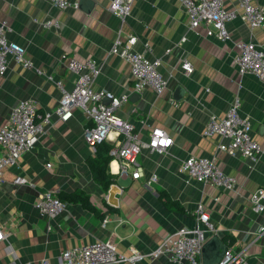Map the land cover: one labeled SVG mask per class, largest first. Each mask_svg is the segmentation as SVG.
<instances>
[{"label": "crops", "instance_id": "0c3cea01", "mask_svg": "<svg viewBox=\"0 0 264 264\" xmlns=\"http://www.w3.org/2000/svg\"><path fill=\"white\" fill-rule=\"evenodd\" d=\"M68 1L76 2L78 9L61 11L45 0H0V23L6 22L12 30L9 41L24 47L34 66L26 70L10 60L6 75L0 77V127L22 100L34 101L40 112L54 110L60 93L47 77L61 81L69 90L75 76L66 70L67 59L92 60L99 67L94 87L128 96L119 115L133 124L139 137L144 140L151 128H161L173 145L165 155L144 151L137 157L143 169L139 180L114 175L116 164L111 165L114 182L103 191L87 166L94 152L84 142L83 130L91 123L77 109L66 123L53 119L35 147L2 171L0 227L8 237L0 243V264H39L42 260L56 264L63 250L95 241H104L122 255H128L130 248L148 253L167 234L195 226L198 202L216 228V234L207 235L205 243L216 237L226 250L245 249L242 264H264V233L260 232L264 211L254 213L249 201L256 189H264V154L251 163L218 151V139L202 136L209 117H222L239 95L240 113L250 120L253 139L264 149V80L240 78L232 62L238 41L264 49V26L251 30L235 20L227 25L230 41L221 43L207 38L203 28L189 30L176 0H137L123 23L108 11L112 0ZM253 4L264 8V0H253ZM225 5L234 8L231 1ZM46 20L58 22L59 29L43 28ZM118 31L121 36L138 38L135 50L142 51L147 45L151 50L147 57L161 60L159 71L167 80L161 97L150 90L135 93L128 65L109 55ZM167 50L169 54H165ZM183 62L191 65L190 74L182 69ZM176 88H180L179 95H175ZM190 156L213 158L220 170L235 178L237 190L188 182L180 165ZM153 175L156 182H150ZM17 176L31 186H15ZM41 192L56 197L80 193L88 197L97 214L80 200H63L65 213L49 220L34 208ZM161 195L176 201L181 210L167 207ZM104 218L108 222L103 227ZM136 264L172 263L160 257Z\"/></svg>", "mask_w": 264, "mask_h": 264}, {"label": "built area", "instance_id": "2783aa9c", "mask_svg": "<svg viewBox=\"0 0 264 264\" xmlns=\"http://www.w3.org/2000/svg\"><path fill=\"white\" fill-rule=\"evenodd\" d=\"M51 6L61 11L68 8L78 9L76 2L68 0H45ZM137 0H112L108 11L117 16L123 23L130 16ZM234 3V8L226 7L225 2ZM187 19L189 30L203 28L205 36L218 42L230 41L227 25L240 20L248 27L258 29L264 26V8L254 5L253 0H176ZM45 29H59L56 21L46 20L42 23ZM11 27L0 23V77H4L8 70L9 61L26 70L34 69L32 61L27 57L26 49L9 41L8 34ZM138 38L129 34L121 36L118 31L110 46L109 55L123 60L129 67L130 78L133 81V91L137 94L150 90L156 97H161L167 90V80L159 71L160 59H149L151 51L147 45L142 51L135 50ZM232 54L233 66L237 75L253 76L264 80V49L252 42L238 41L234 43ZM167 50L165 54H169ZM66 70L75 76L73 86L67 90L61 81L51 76L48 81L54 83L60 93L57 107L52 111L40 112L37 104L32 100L20 101L9 113L7 121L0 127V178L2 171L16 165L21 157L31 151L41 136L52 126L53 119L63 123L69 121L74 110H80L91 123L83 130V140L93 150L97 144L109 142L111 165L116 166L114 175L120 178L129 177L139 180L143 176V169L137 157L144 151L149 154L165 155L173 145L170 135L161 128H151L143 140L135 132L131 122L119 115L120 109L128 101L127 95L116 96L113 93L94 87L99 75L98 65L88 60L79 62L72 58L65 63ZM182 69L190 74L192 67L183 62ZM41 74V71L35 70ZM241 87H239L240 89ZM107 102V103H106ZM241 100L235 96L222 117L211 115L203 129L202 136L206 139L216 138V148L229 156H239L256 163L264 154L252 136V125L247 117L240 113ZM132 112L136 110L133 108ZM113 134V138H110ZM49 167V166H48ZM115 171V170H114ZM180 172L188 182L209 185L223 191L235 192L237 182L235 178L219 169L213 158H198L190 156L180 165ZM156 175L151 176L150 182H156ZM15 186H31L22 176L15 177ZM251 210L254 213L264 211V189H256L249 198ZM34 208L43 217L52 220L65 213L67 204L49 192L38 194ZM196 223L193 228L182 227L167 234L148 253H141L130 248L128 255L117 253L104 241H95L79 247L63 250L57 258L56 264H136L142 261L154 262L165 257L172 264H201L199 257L207 235L216 234L215 226L210 222L202 202H198L194 209ZM108 219L104 218L103 227ZM264 233V228L260 229ZM8 235L0 227V243L7 240ZM14 252L9 251L12 255ZM245 249L234 252L230 248L225 251L218 264H242ZM39 264H52L42 260Z\"/></svg>", "mask_w": 264, "mask_h": 264}, {"label": "trees", "instance_id": "16d2710c", "mask_svg": "<svg viewBox=\"0 0 264 264\" xmlns=\"http://www.w3.org/2000/svg\"><path fill=\"white\" fill-rule=\"evenodd\" d=\"M111 148L112 145L108 142H102L100 144H97L94 148L93 157L89 158L87 161V166L91 172V176L94 182L99 185L103 191H107L110 185L114 182L113 176L109 174V163L111 162L109 151ZM160 197L167 207L175 211L181 210V207L176 201H172L163 195H161ZM57 198L62 202L63 200H66L68 202H77L78 200H80L82 202L83 207L96 212L95 208L91 206L88 197L85 195H81L80 193L63 194Z\"/></svg>", "mask_w": 264, "mask_h": 264}, {"label": "water", "instance_id": "95a60500", "mask_svg": "<svg viewBox=\"0 0 264 264\" xmlns=\"http://www.w3.org/2000/svg\"><path fill=\"white\" fill-rule=\"evenodd\" d=\"M179 93L180 88H176L175 95ZM225 251L226 247L221 244V241L216 237L212 238L202 247L201 264H218Z\"/></svg>", "mask_w": 264, "mask_h": 264}]
</instances>
